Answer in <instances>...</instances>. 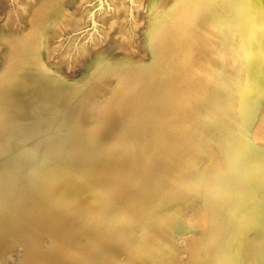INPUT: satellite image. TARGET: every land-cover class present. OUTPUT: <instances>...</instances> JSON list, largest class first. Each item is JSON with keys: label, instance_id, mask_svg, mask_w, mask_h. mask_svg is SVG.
<instances>
[{"label": "bare ground", "instance_id": "1", "mask_svg": "<svg viewBox=\"0 0 264 264\" xmlns=\"http://www.w3.org/2000/svg\"><path fill=\"white\" fill-rule=\"evenodd\" d=\"M48 11L0 71V264H264V0H175L149 60L76 81Z\"/></svg>", "mask_w": 264, "mask_h": 264}, {"label": "rangeland", "instance_id": "2", "mask_svg": "<svg viewBox=\"0 0 264 264\" xmlns=\"http://www.w3.org/2000/svg\"><path fill=\"white\" fill-rule=\"evenodd\" d=\"M174 1L0 0V71L5 69L4 66L15 64V57L20 51L12 47L11 41L15 36H23L29 31L35 10L42 5L50 8L41 26L42 59L48 67L65 78L76 81L87 77L96 62L103 58L121 67L123 63L147 61L151 57L148 46L150 30L157 24L155 21L158 16L170 8ZM207 37L210 41V35ZM210 47L204 40L199 53H196L204 59L202 65L205 68L209 56L215 52ZM11 50L15 52L12 53L13 59ZM238 51L235 55L237 66L243 57ZM201 77L202 84L207 87L209 79L204 75ZM191 102L187 98L184 106L190 107ZM63 127L60 125L61 129ZM216 159L221 167L224 163L222 153L217 152ZM24 261L25 255L16 258L11 264H23Z\"/></svg>", "mask_w": 264, "mask_h": 264}, {"label": "water", "instance_id": "3", "mask_svg": "<svg viewBox=\"0 0 264 264\" xmlns=\"http://www.w3.org/2000/svg\"><path fill=\"white\" fill-rule=\"evenodd\" d=\"M101 2H103L104 0H100Z\"/></svg>", "mask_w": 264, "mask_h": 264}]
</instances>
